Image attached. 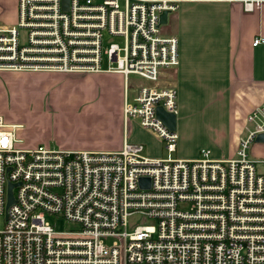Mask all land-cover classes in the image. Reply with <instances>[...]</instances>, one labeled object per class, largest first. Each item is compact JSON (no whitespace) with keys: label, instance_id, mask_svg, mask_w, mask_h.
I'll use <instances>...</instances> for the list:
<instances>
[{"label":"built area","instance_id":"1","mask_svg":"<svg viewBox=\"0 0 264 264\" xmlns=\"http://www.w3.org/2000/svg\"><path fill=\"white\" fill-rule=\"evenodd\" d=\"M242 1L251 10L261 0ZM178 2L17 0L15 23H0V72L121 74L124 124L137 119L170 153L177 133L156 108L176 114V88L160 74L178 65V39L163 33L160 14ZM103 32L121 45L103 47ZM246 122L231 157L200 148L163 158L145 156L127 131L117 150L20 147L0 115V264H264V177L249 152L264 103ZM46 214L73 227L57 230Z\"/></svg>","mask_w":264,"mask_h":264},{"label":"crops","instance_id":"2","mask_svg":"<svg viewBox=\"0 0 264 264\" xmlns=\"http://www.w3.org/2000/svg\"><path fill=\"white\" fill-rule=\"evenodd\" d=\"M16 1L0 0V23H15ZM174 13L176 30L163 33L176 35L179 62L175 67L162 69L160 83L176 88L181 116L186 117V122L187 118L191 120L188 121L189 130L184 129L187 139L192 136L200 137L206 144L201 148H208L212 157H231L247 125V114L254 106L264 103V43L252 44L257 36L264 37V0L251 10L244 9L242 0H179ZM26 72L41 73L40 76H35L37 79H34L36 83L33 85L39 93L32 96H35V101L31 100V103L37 102L38 107L46 106L48 102H43L45 96H48L49 101L52 93L59 88H53L54 85L50 87L48 84L52 78L46 75L56 72L1 71L8 80L13 81L19 77L23 82H29L31 77L23 74ZM70 74L102 73H66V76ZM102 79L106 82L111 79L109 91L114 88L113 91L118 97L116 104L114 103L115 113L111 114L118 140L113 144L109 142L98 146L88 144L80 147L71 139L60 138L57 142L62 148L108 151L121 147L127 131L122 114L124 79L118 73H110ZM108 86L102 87L105 89L104 93ZM1 97H6L2 83ZM48 106L50 105L46 107H51ZM16 114L19 120L11 121L8 118L5 122L23 130L27 126V131L31 132L34 122L25 120L18 112ZM182 129L179 127L180 133ZM143 130L157 137L150 130ZM31 143L34 144L35 141ZM249 152L252 158L259 161L256 163V169L264 177V161H261L264 160V143L253 142Z\"/></svg>","mask_w":264,"mask_h":264},{"label":"rangeland","instance_id":"3","mask_svg":"<svg viewBox=\"0 0 264 264\" xmlns=\"http://www.w3.org/2000/svg\"><path fill=\"white\" fill-rule=\"evenodd\" d=\"M161 30L164 33L176 30L174 12L167 14V22L161 26ZM110 42H116L121 45L120 38L103 32L102 46L104 47ZM23 74H28L25 76L31 77L28 79L29 82H23L24 80L22 81L19 77H15L16 79L13 81L8 80L4 73L0 72V83L4 85L6 90V97L0 98V113L4 121H8V118L11 121L19 120L16 116L18 112L25 120H32L35 124L31 132L27 131L29 130L27 126L24 128L25 130L21 127L14 128L15 137L21 140L16 143L17 146L31 147L34 144H45L62 148L57 142L60 138L71 139L73 142L78 143L76 146L80 147L88 144L90 146H98L109 142L113 144L118 140V133L114 130L111 119V114L115 113L114 103L116 104L118 97L113 91L114 88L109 91L111 79H108V82L102 79L104 76L110 75V73L70 74V76H66V73H48L46 76L52 78L48 85L50 87L54 85L53 88L59 87L52 93V96L55 97L49 96L50 99L47 101L48 96H45L46 99L44 98L43 100L44 103L48 102L47 105H50L51 107L48 106L50 108H47V105L38 107L37 102L31 103V100L35 101L36 93H39L38 89L33 85L36 83L34 79H37L35 76H40L39 74L41 73L26 72ZM134 78L138 79L135 75L129 76L133 85L135 83L133 81ZM105 83L109 86L104 93ZM131 83L127 89V98L129 100L134 95ZM100 88L102 89L100 90ZM33 95L35 96L32 97ZM131 121L127 124V139L130 142L142 143L144 146L142 153L147 157L164 158L168 155L174 158L197 157L200 148L206 146L204 140L200 137L192 136L187 139L184 129L189 130L188 126L190 123L188 121L191 120L187 118L186 122V117L183 118L181 116L180 108L178 107V97L176 99L175 131L179 134V137L177 138L175 151L168 153L162 139L144 131L138 125L137 119ZM40 125H43L44 128H41ZM179 127L183 128L181 133L179 132ZM34 141L35 143L32 144L31 142ZM46 218L50 223L54 224V228L57 230H66L73 227L72 223L67 222L59 215L46 214ZM128 219L133 220L135 223L145 220L140 215L130 216ZM2 224L3 220L0 217V228Z\"/></svg>","mask_w":264,"mask_h":264},{"label":"water","instance_id":"4","mask_svg":"<svg viewBox=\"0 0 264 264\" xmlns=\"http://www.w3.org/2000/svg\"><path fill=\"white\" fill-rule=\"evenodd\" d=\"M63 7H66V0H63ZM167 10H163L160 14V23L162 24H166L167 22ZM156 113L157 116L159 118H161L163 120V122L165 124H167V126L172 129L175 130L176 128V114L172 113V112H167L165 111L161 106H157L156 108ZM254 142H259V143H264V132H260L256 135ZM140 183H143V179L141 178ZM10 189V187H9ZM12 201V197L10 195V191H9V197H8V202L7 204H9Z\"/></svg>","mask_w":264,"mask_h":264}]
</instances>
